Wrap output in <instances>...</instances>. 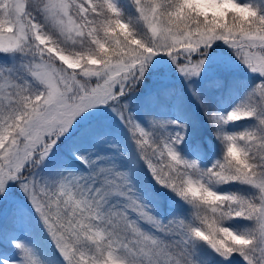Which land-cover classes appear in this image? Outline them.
<instances>
[{
	"label": "snow or ice",
	"instance_id": "6c2138e0",
	"mask_svg": "<svg viewBox=\"0 0 264 264\" xmlns=\"http://www.w3.org/2000/svg\"><path fill=\"white\" fill-rule=\"evenodd\" d=\"M132 3L142 35L113 0H0V54L23 58L18 68H0V203L19 188L63 264H207L198 257L202 245L220 264L236 255L245 264H264V13L237 0ZM217 41L262 82L226 117H209L217 128L255 118L256 128L218 133L223 157L201 171L178 155L184 137L167 131L173 122L149 119L146 129L121 98L136 90L157 55L170 57L186 80L199 77L205 61L194 55ZM102 107L127 128L152 180L191 207L195 223L161 222L116 157L89 152L86 146L106 134L77 129ZM62 149L67 163L42 174ZM72 157L86 171L69 170ZM235 182L251 186L255 196L211 187ZM10 212L23 217L16 204ZM236 218L251 222L247 234L223 226ZM14 246L21 250L19 264H40L31 249ZM0 264L10 261L0 258Z\"/></svg>",
	"mask_w": 264,
	"mask_h": 264
},
{
	"label": "rangeland",
	"instance_id": "374dc122",
	"mask_svg": "<svg viewBox=\"0 0 264 264\" xmlns=\"http://www.w3.org/2000/svg\"><path fill=\"white\" fill-rule=\"evenodd\" d=\"M121 1L122 0H113L117 7L120 5ZM243 1L245 2V0ZM258 1V8L264 13V0ZM136 16H138L137 13ZM140 27V30L143 32L141 25ZM213 46H215L217 51L223 49L228 56L238 58L235 51L223 41H217L213 43L211 47ZM207 50L208 53H205L203 56H201L199 52L194 55V59H203L205 61L204 71L199 77L186 80L185 77L178 72L179 75L176 74L177 77L154 78L150 82L137 84L138 90L129 92L126 97L121 98L122 103L128 105L129 112L142 127L148 128L149 119L173 122L169 123L167 131L173 135L176 132H181L185 138L187 134L186 129L182 125L179 115L176 113L175 105L178 93L185 95L187 104L193 111L198 112L199 108L203 106L205 107V111H207L208 108L217 107L220 117H226L229 112L243 104L248 98L249 93L262 82L261 78L257 74L252 73L241 61L240 65L243 66L244 70L238 67L237 64L229 68L216 65V63L213 62L214 60H218L216 55H211L209 48ZM161 55L154 56L150 62H159L156 58ZM210 56H212V58H210ZM22 59L23 58L19 54L15 56L0 54V68H18L22 63ZM161 66L163 67L164 64L162 63ZM194 91L197 95L193 94ZM197 96H199V99ZM96 114L100 115L97 116ZM95 116H97V119L92 122L87 129L80 131V134L82 135L89 131L99 132L106 134V139L98 145L86 146L89 152H92L93 156L111 155L116 157L121 167L129 172L133 187L139 199L161 222L166 223L170 218H179L189 223L188 220H185L188 218L185 214L192 215V209L188 204V206L184 208L178 206L177 209L175 208V212V201L171 198L166 199L164 204L160 202L161 206L154 201L152 204L147 200L146 190L142 188L143 186L141 185L139 176L142 175L143 178L148 177L149 180H152V178L138 158L130 133L111 109L108 107L93 109L92 115L86 116L84 121L93 119ZM222 126L223 129L221 132L223 134L238 135L241 129L253 131L256 128V120L255 118L243 120L233 125L231 122H228ZM205 141L208 143L206 144L208 146L203 145L202 150L194 151L193 157L200 160L201 153H203L204 156L208 155L201 159V165L205 166L208 170L212 168L217 161L222 159L224 150L221 146H211V140L207 137H205ZM198 142H201V140ZM111 145H115V147ZM184 146L183 139L182 143L176 146V151L181 148L184 149ZM65 151L66 149H62L58 151L55 156L50 157L45 165L42 166L41 173L47 174L50 169L62 163H67V157L64 156ZM120 153H124V156L121 157ZM68 168L74 172L86 171L84 166L80 161L76 160L75 157L71 158V162L68 163ZM158 187L160 189H158ZM211 187L220 194H234L244 198H251L256 194V190L251 186L243 185L238 182L229 183L227 186L220 184L211 185ZM151 189L153 191L152 193H157L154 192L156 190H159L161 193L163 189L164 191L160 195H164L166 192L165 188H161L159 185L155 186L153 182ZM12 204H16L18 208L23 209V217H20L17 213L10 212V206ZM29 207L24 194L16 187L11 190L9 200L0 203V258H7L10 264H19L21 250H18L14 246V242H16L21 244L24 248L31 249L33 255L40 264H49L47 263L49 259L47 255L43 254L46 261H43L42 257L39 256L37 245L42 247L44 253V251L47 250V244L52 243V241L45 232L38 216L34 213H29ZM37 225H39L41 229V234L37 232L36 235L33 234V231ZM223 226L228 227L237 234H247L248 229L251 227V222L242 218H236L225 221ZM142 227L146 231H152L147 225H142ZM52 248L55 249V246L53 245ZM53 259L57 260L54 255ZM232 260L234 262L230 264H245L243 258L238 255L234 256ZM50 264H55V261Z\"/></svg>",
	"mask_w": 264,
	"mask_h": 264
},
{
	"label": "trees",
	"instance_id": "16d2710c",
	"mask_svg": "<svg viewBox=\"0 0 264 264\" xmlns=\"http://www.w3.org/2000/svg\"><path fill=\"white\" fill-rule=\"evenodd\" d=\"M237 2L241 4H251L254 7L258 8L259 1L258 0H245L244 2L243 0H237ZM118 8L121 9L126 21H132L131 26L133 27V30L136 31L139 35H142L143 32L142 30H140L141 29L140 24L136 22L137 21L136 10H135V7L132 1L122 0ZM214 45L218 46L216 44ZM215 46L209 48V51L211 52V55H216V58L218 60L213 61L214 63H216V65L229 68L237 64L238 67L243 69V66L240 65V60L238 58L228 56V54H226L223 49H221V51L220 50L217 51ZM206 53H208V50L206 51ZM205 56H208V55H205ZM210 58H212V56H210ZM158 59H159V62L157 64H154V63L148 64L145 75H144V79L142 81L146 82L155 77H171V76L177 77L176 74L177 75L180 74V73L178 74L179 71L177 70V66L173 63L170 57H168L167 55H161ZM162 63L164 64L163 67L161 66ZM137 87L138 85H136V88ZM175 106H176V113L181 118L182 124L187 130V134L185 135V138H184L185 148L184 149L181 148L177 150L178 155H180L182 159L188 160L189 162L195 161L199 168L200 163L197 162L193 157H191L192 156L191 149H192V146L195 144L196 140L202 141L205 137H208L212 141L213 145L221 146L222 149L225 150V144L223 142L222 136L218 138V133H222L221 131L223 129V126L220 128H217L214 125V123H212L209 119V117L213 114H215L216 117H220L219 109H217V107L208 108L207 115L205 114L206 111H205L204 106L199 108L198 112H195L188 106L185 95L181 93H178L177 95ZM90 120L92 119H88L86 121L83 120L81 122V125L82 126H84L85 124L87 125ZM241 121L242 120L236 121V122L239 123ZM236 122H231V124L233 125ZM82 126L79 127L78 130H80ZM244 132H249V130L241 129L239 133H244ZM203 145H206V143L204 142ZM173 197H175L176 199H179L175 195H173ZM37 232L41 234V229L39 227L36 228L35 230L36 234ZM52 247H53L52 243L47 244L46 255L52 261H56V262L59 261L60 264H63V261L61 260L59 253ZM53 255L55 256L57 260L53 259Z\"/></svg>",
	"mask_w": 264,
	"mask_h": 264
}]
</instances>
